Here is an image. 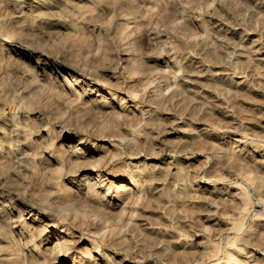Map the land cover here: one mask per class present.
<instances>
[{"label": "rangeland", "instance_id": "1", "mask_svg": "<svg viewBox=\"0 0 264 264\" xmlns=\"http://www.w3.org/2000/svg\"><path fill=\"white\" fill-rule=\"evenodd\" d=\"M0 264H264V0H0Z\"/></svg>", "mask_w": 264, "mask_h": 264}, {"label": "bare ground", "instance_id": "2", "mask_svg": "<svg viewBox=\"0 0 264 264\" xmlns=\"http://www.w3.org/2000/svg\"><path fill=\"white\" fill-rule=\"evenodd\" d=\"M100 95V94H99ZM72 148H70L69 152H73V151H77L79 150L81 147L78 144H72L71 146ZM83 148V147H82ZM79 152V151H78ZM128 180V179H127ZM116 188H113L111 190H109L108 193L114 194L115 196H121L123 194H125L126 191L133 189V183L126 181V182H121V183H117L115 184ZM134 190V189H133ZM92 215V214H91ZM46 233V232H45ZM47 238V237H46ZM55 244V242H54ZM61 246V245H60ZM56 248V244L52 249ZM55 251V250H54ZM58 252V251H57ZM12 261V260H11Z\"/></svg>", "mask_w": 264, "mask_h": 264}]
</instances>
